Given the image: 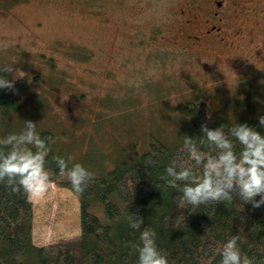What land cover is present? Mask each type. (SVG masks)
I'll use <instances>...</instances> for the list:
<instances>
[{
	"label": "rangeland",
	"instance_id": "obj_1",
	"mask_svg": "<svg viewBox=\"0 0 264 264\" xmlns=\"http://www.w3.org/2000/svg\"><path fill=\"white\" fill-rule=\"evenodd\" d=\"M179 1L0 0V64L14 69L9 79L27 78L16 108L0 114V138L30 119L39 133L53 132L69 165H93L96 175L144 152L149 132L176 141L180 103L195 93L233 120L264 115V21L250 25L242 56L225 48L191 56L177 38ZM128 93L133 111L123 106ZM123 121L131 131L118 142L112 132ZM32 205L34 244L78 237L71 190L52 181Z\"/></svg>",
	"mask_w": 264,
	"mask_h": 264
},
{
	"label": "trees",
	"instance_id": "obj_2",
	"mask_svg": "<svg viewBox=\"0 0 264 264\" xmlns=\"http://www.w3.org/2000/svg\"><path fill=\"white\" fill-rule=\"evenodd\" d=\"M0 75L8 74L0 71ZM26 86L27 78L21 77L14 80L15 90L0 89L2 118L16 108ZM127 96L125 99L130 102L123 106L130 108L135 97L129 93ZM179 109L185 123L175 131L176 141L169 143L161 134L149 132L144 152L133 150L128 159H119L111 169L92 175L83 193L75 194L80 233L73 240L34 244L33 200L0 182V264H136L132 245L139 241L140 231L145 227L155 230L157 246L169 264H219L220 249L232 235L239 237L241 252L252 258L253 264H264V206L253 209L239 197L198 206L184 205L179 199V189L165 185L161 178L165 166L173 159L178 168L188 166L197 173L200 171V166L181 150L180 136H199L201 123L209 127L244 121L256 125L258 116L234 120L221 116L196 93L180 103ZM127 126L128 122H124L117 133L112 132L114 140L119 142L121 135L131 131L130 125ZM40 133L50 148L46 167L59 176L53 156L61 154L54 150V134ZM235 148L238 152L239 144ZM88 168L92 169L93 165ZM51 179L58 187L71 190L66 179ZM127 211L138 212L143 217L140 229L130 227Z\"/></svg>",
	"mask_w": 264,
	"mask_h": 264
},
{
	"label": "clouds",
	"instance_id": "obj_3",
	"mask_svg": "<svg viewBox=\"0 0 264 264\" xmlns=\"http://www.w3.org/2000/svg\"><path fill=\"white\" fill-rule=\"evenodd\" d=\"M13 70L8 65L0 66V71L7 74ZM0 89L15 90L14 79L0 75ZM257 120L256 125L244 121L209 127L201 123L199 136H180L181 150L200 166V171L197 173L188 166L178 168L173 159L161 177L165 185L179 189V199L184 205L198 206L239 197L253 209L264 206V115H259ZM236 144L240 146L238 152ZM49 151L46 139L37 131V122L24 120L19 133L0 138V182L14 192H23L27 199L41 198L52 183L51 170L46 167ZM53 160L59 177L70 183L74 194L83 193L93 173L79 162L69 166V161L61 155L53 156ZM127 219L132 229H140L144 223L138 212L127 211ZM238 239L232 235L223 243L219 264H253V259L241 252ZM132 247L136 264H169L157 246L152 228H143L139 241Z\"/></svg>",
	"mask_w": 264,
	"mask_h": 264
},
{
	"label": "flooded vegetation",
	"instance_id": "obj_4",
	"mask_svg": "<svg viewBox=\"0 0 264 264\" xmlns=\"http://www.w3.org/2000/svg\"><path fill=\"white\" fill-rule=\"evenodd\" d=\"M174 13L179 18L177 38L191 56H215L223 48L242 56L237 52L248 47L250 25L264 21V0H182Z\"/></svg>",
	"mask_w": 264,
	"mask_h": 264
}]
</instances>
